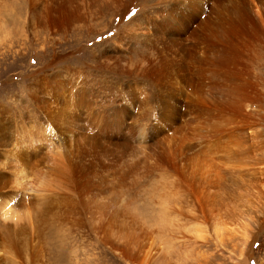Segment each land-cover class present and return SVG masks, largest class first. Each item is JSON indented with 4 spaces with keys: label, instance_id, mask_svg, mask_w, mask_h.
Wrapping results in <instances>:
<instances>
[{
    "label": "bare ground",
    "instance_id": "obj_1",
    "mask_svg": "<svg viewBox=\"0 0 264 264\" xmlns=\"http://www.w3.org/2000/svg\"><path fill=\"white\" fill-rule=\"evenodd\" d=\"M139 1L24 0L20 7L30 13V28H22L26 36L33 26L63 32L76 25L88 28L93 15L110 16L109 25H121L122 30L116 40L96 47L102 76L82 78L66 65L43 71L31 85L37 90L28 102L39 113L35 119L24 114L5 119L7 108L0 105V143L10 145L9 165L0 168V215L14 217L10 222L0 218V248L18 264H32L43 243V229L51 222H69L80 208L85 211L91 190L116 179L119 167L138 149L160 154L161 177L151 196L156 211L147 215L151 220L137 223L139 214L127 208L129 204L116 209L118 205L108 202L113 210L101 214L99 226L182 229L185 215L179 209L187 206L202 215L203 221L190 228L202 237L212 214L223 211L222 203L242 179L245 166L264 165V86L252 71L264 60V0H143L141 12L126 21ZM73 43L79 44L62 46ZM139 48L153 56L141 65L132 64L126 56ZM68 56L58 53L53 58ZM102 73L111 80L127 77L130 87L123 85L114 95ZM149 104L153 113L148 118L141 111ZM7 126L9 133L4 132ZM21 180L22 188L13 185ZM128 209L137 221L129 220Z\"/></svg>",
    "mask_w": 264,
    "mask_h": 264
},
{
    "label": "rangeland",
    "instance_id": "obj_2",
    "mask_svg": "<svg viewBox=\"0 0 264 264\" xmlns=\"http://www.w3.org/2000/svg\"><path fill=\"white\" fill-rule=\"evenodd\" d=\"M23 1L24 0H2L0 2V105L9 110V112L5 110L4 118L7 119V117H10L12 120L20 119V116L23 114L26 115V117L28 116L27 118L30 117L34 119L39 116L35 107L29 105L31 100L30 95L33 91L37 90V86L31 87V85H36L45 71L49 73L66 65L65 67L72 66L73 73L82 78L93 76L94 74L102 76L100 75L101 69L97 67L98 63L95 60V56L97 55L96 47L107 39L109 41L116 40L118 38L116 35L119 30H122L121 25H119V27L116 24L114 26L109 25V22L112 21L110 16L93 15L92 18H94V20L92 21V26L88 28H85L87 26L84 27V25H76L70 27V30L67 29L63 32L52 28L49 30L47 27H43V29L41 26H33L32 29H34H31L32 32L28 33L27 36L22 35V28L26 24L27 29L31 26L29 24L30 20H28L30 13L25 8L24 10L20 8L23 5ZM143 4V0H140L135 6L131 7L127 15L128 17L126 16L125 20L128 21L137 16L141 12ZM85 33H87V35ZM68 41H77L79 44L76 45L73 43V47L68 45V48L62 46L65 43L68 44ZM58 53L64 56L69 54V56L55 61L53 57ZM131 54L130 57L126 56V58L132 64L139 65L143 64L144 59L148 57V55L153 56V52L147 48H139L131 52ZM49 63L52 64L48 67ZM252 71L255 76L259 75L258 80L259 82L262 80L260 84L264 86V60L260 63L259 61L256 62ZM102 74L103 77L106 78V81L112 84L114 95L118 94V91L123 85H128L130 87L127 77H119L117 78L118 80H111L113 78L104 73ZM147 107L150 110H147ZM141 112L149 118L152 115L151 113H153L152 105L150 106L149 104L144 106ZM149 113L150 116H148ZM252 115H254V112H252ZM10 131L11 128L9 126L4 129L6 133ZM9 148V143H3V145L0 143V168H5L9 165V163H6L9 162V152L7 151ZM149 150L150 149H140L141 152L139 149L138 151L136 150L133 155L134 158L138 155L139 159L137 158L136 160L135 158L134 160L132 159L133 155L129 156L128 158H131L127 160V166L124 163L119 167L116 179L109 178L106 183H103L104 186H101L103 185L101 184L96 187L97 189H92L90 192L92 194L86 196H90L91 198H85L87 201L92 199L91 202H87L90 205L85 202L86 200L84 201L85 203H83L84 207L82 208H85V211L81 208L77 210L75 214L70 217L72 220L69 218V222L65 219L64 221H60L61 223L59 221V223H57L56 221L48 224L49 226L47 225L46 228L43 229V243L32 264H264V196L261 194L264 193V167H262L264 165L249 164L251 166H245V169L242 171L244 173L240 175L242 179H239L234 186L230 185L233 190L231 191L232 193L230 192L231 196H228L222 203L223 211L216 212L215 216L212 214L211 218L214 219H212L213 221L211 218L208 220V222H211L207 224L208 229L205 230L202 237H198V235L194 234V229H190L194 226L192 224L196 225L197 222L201 223L200 221H203L201 220L203 219L202 215L198 211L196 212L193 210L195 211L194 213L189 208L187 209V206L179 209V211L184 212L185 215L181 220V224L184 222L182 229H166L167 231L165 229H162L163 231L161 229H156L157 231L155 229L154 231L153 229H108L100 225L103 227L101 228L98 224L101 219L100 217L105 213L108 215L109 212L113 210L110 208L109 203L118 205L119 207L116 209H120L121 204H126V206L129 204L127 208L133 207L129 209L131 211L136 210V214H139L136 216H140L139 218L137 217V219L140 220V222L137 223H141V221L145 223V221L151 220L149 217L152 216L157 208V205L153 202L154 198L151 196H153L157 182L160 180L161 171L159 170H162L163 166L158 151L155 152L156 150L151 149V153ZM139 152L141 154H139ZM147 152H150L149 155ZM157 154L158 156L156 157ZM158 157L159 161H157ZM137 163L139 164L137 165ZM256 165L257 167H255ZM138 167L143 169L138 171L140 170ZM120 168L124 170V172H122ZM144 169H147L146 172H144ZM158 176L160 177L157 178ZM108 181H112V183H108ZM151 183L154 184L152 185ZM20 184H22V180L19 182V185L18 183H14L13 185L22 188ZM101 187H105L108 191L105 188L103 190ZM99 188L101 190H99ZM6 190L8 189H5L3 192ZM102 190L107 193L109 192L108 194L110 195H106ZM259 194H261L262 197ZM103 197L104 201L100 199ZM95 198L96 203L98 202L97 204L100 205L97 206L95 201L92 202ZM121 199L122 201L124 200V203ZM233 201L236 202L234 203ZM249 201L252 202L250 203ZM107 206H109V208H107ZM125 209L126 208H124V210ZM89 210L91 211L89 212ZM105 210L106 212H104ZM86 211H88V213ZM131 211L128 212V215ZM226 211L229 212L227 213ZM91 212H95V215ZM98 212H100V215ZM141 212H145V216H143ZM90 213L94 216H91ZM131 213L133 214V212ZM7 214L5 212L4 214L3 212L1 213L2 216L0 215V218L2 221L10 222L14 219L13 216ZM234 215H238L237 218ZM240 215H242V217ZM134 216L135 214L131 218L129 215V220L132 219L137 221ZM94 222L96 224H94ZM216 223L220 224L221 227L219 225L218 228L222 229H215L217 226ZM66 224L68 226H66ZM259 225L262 226L261 229H256ZM212 227L213 229H211ZM108 230L111 231L108 232ZM120 230L121 232L124 231L121 233ZM252 233H254L253 237H251ZM150 235L152 236L150 237ZM1 257L6 258H4L3 261L0 260V264H18L17 261L12 258V255L2 248H0V258Z\"/></svg>",
    "mask_w": 264,
    "mask_h": 264
}]
</instances>
